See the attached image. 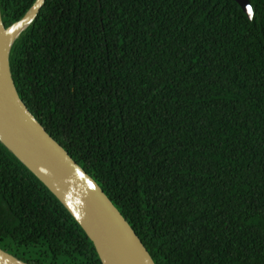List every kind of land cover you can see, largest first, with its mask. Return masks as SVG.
<instances>
[{"label": "trees", "instance_id": "16d2710c", "mask_svg": "<svg viewBox=\"0 0 264 264\" xmlns=\"http://www.w3.org/2000/svg\"><path fill=\"white\" fill-rule=\"evenodd\" d=\"M37 0H0L6 28ZM46 0L10 55L30 111L156 264H264V0ZM0 249L104 264L0 141Z\"/></svg>", "mask_w": 264, "mask_h": 264}, {"label": "water", "instance_id": "95a60500", "mask_svg": "<svg viewBox=\"0 0 264 264\" xmlns=\"http://www.w3.org/2000/svg\"><path fill=\"white\" fill-rule=\"evenodd\" d=\"M236 1L252 19L250 0ZM45 2L37 0L23 20L12 27L23 22L38 6L30 27ZM0 16L4 28H12L5 27L1 8ZM13 46L6 55L0 49V141L69 210L93 241L104 264H156L142 239L98 182L47 132L21 98L10 63ZM0 264L29 263L0 249Z\"/></svg>", "mask_w": 264, "mask_h": 264}, {"label": "bare ground", "instance_id": "6f19581e", "mask_svg": "<svg viewBox=\"0 0 264 264\" xmlns=\"http://www.w3.org/2000/svg\"><path fill=\"white\" fill-rule=\"evenodd\" d=\"M38 6H36L26 17V19L15 25L10 29H5L1 22L0 16V49L4 54H8L10 49L12 48L16 39L20 37V35L29 27L32 22L34 15L37 11Z\"/></svg>", "mask_w": 264, "mask_h": 264}, {"label": "snow or ice", "instance_id": "6c2138e0", "mask_svg": "<svg viewBox=\"0 0 264 264\" xmlns=\"http://www.w3.org/2000/svg\"><path fill=\"white\" fill-rule=\"evenodd\" d=\"M249 11H252L251 9H249Z\"/></svg>", "mask_w": 264, "mask_h": 264}]
</instances>
